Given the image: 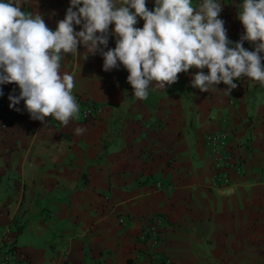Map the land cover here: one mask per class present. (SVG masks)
<instances>
[{
	"label": "crops",
	"instance_id": "1",
	"mask_svg": "<svg viewBox=\"0 0 264 264\" xmlns=\"http://www.w3.org/2000/svg\"><path fill=\"white\" fill-rule=\"evenodd\" d=\"M69 2L24 0L23 9L39 13L55 31ZM217 2L235 44L244 34L240 9L236 0ZM146 4L152 10L154 0ZM108 40L104 51L115 47V37ZM243 47L254 49L247 41ZM102 68L99 53L87 61L74 54L62 59L61 72L74 76L79 109H99L94 118L78 114L66 127L51 117L44 124L30 119L23 101L9 108V95L19 89L0 85V102L14 115L7 128L0 115V230L15 235L23 260L264 264V87L241 78L230 96L220 92L222 83L220 91L200 92L192 78L207 69H190L165 92L150 84L147 99L139 100L122 66ZM78 127L86 131L77 135ZM220 131L228 135L222 154L236 163L228 168V185L214 184L215 157L204 142ZM157 216L164 225L151 252L141 235Z\"/></svg>",
	"mask_w": 264,
	"mask_h": 264
},
{
	"label": "clouds",
	"instance_id": "2",
	"mask_svg": "<svg viewBox=\"0 0 264 264\" xmlns=\"http://www.w3.org/2000/svg\"><path fill=\"white\" fill-rule=\"evenodd\" d=\"M23 4L0 0V85H16L19 95H9V108L23 101L30 119L42 124L51 117L66 127L79 114L74 76L61 72L67 54L80 62L99 53L105 72L122 66L139 100L147 99L150 84L165 92L190 69H207L192 78L191 87L200 92L220 91L216 85L222 83L226 88L220 92L230 96L241 78L264 87V0H243L237 19L244 34L235 44L219 18L223 5L217 0L198 6L192 0H154L152 10L146 0H70L55 31ZM138 20L142 28L135 27ZM109 36L115 47L104 51ZM245 41L254 49H245ZM85 131L78 127L75 134Z\"/></svg>",
	"mask_w": 264,
	"mask_h": 264
},
{
	"label": "built area",
	"instance_id": "3",
	"mask_svg": "<svg viewBox=\"0 0 264 264\" xmlns=\"http://www.w3.org/2000/svg\"><path fill=\"white\" fill-rule=\"evenodd\" d=\"M202 0H192L193 4ZM238 9L243 3V0H236ZM0 115L4 119L2 128H7L9 122L14 119L13 112L7 109L5 102H0ZM99 109L92 105L84 106L79 115L82 119H89L96 117ZM205 145L207 146L210 154L215 157L214 169V184L215 185H228L230 183L228 168H234L235 162H233L228 156L222 154L228 147V135L225 132L208 133L204 137ZM222 154V155H221ZM236 172L240 173L241 169L236 165ZM161 187V185H158ZM123 222V220H120ZM164 225L162 217L157 216L153 219L149 227L141 235L142 241L146 243V248L151 252L157 251L160 245V230ZM15 235L8 228L0 230V264H29L23 260L22 254L19 253L14 244ZM15 247V248H14Z\"/></svg>",
	"mask_w": 264,
	"mask_h": 264
},
{
	"label": "trees",
	"instance_id": "4",
	"mask_svg": "<svg viewBox=\"0 0 264 264\" xmlns=\"http://www.w3.org/2000/svg\"><path fill=\"white\" fill-rule=\"evenodd\" d=\"M15 248V247H14Z\"/></svg>",
	"mask_w": 264,
	"mask_h": 264
}]
</instances>
